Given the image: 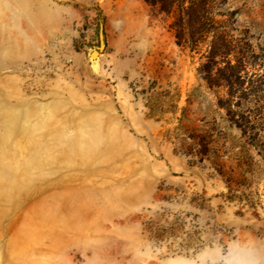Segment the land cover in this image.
I'll list each match as a JSON object with an SVG mask.
<instances>
[{
	"label": "rangeland",
	"instance_id": "rangeland-1",
	"mask_svg": "<svg viewBox=\"0 0 264 264\" xmlns=\"http://www.w3.org/2000/svg\"><path fill=\"white\" fill-rule=\"evenodd\" d=\"M212 13L264 49V0ZM177 16L143 0H0V141L16 174L3 180L0 264H188L209 243L264 241L263 163L217 110L224 92L194 90L198 57L175 36L200 35H178ZM32 153L44 177L27 184ZM69 185L89 191L64 200ZM45 208L73 226L100 213L92 247L33 230L41 209L61 228Z\"/></svg>",
	"mask_w": 264,
	"mask_h": 264
},
{
	"label": "trees",
	"instance_id": "trees-1",
	"mask_svg": "<svg viewBox=\"0 0 264 264\" xmlns=\"http://www.w3.org/2000/svg\"><path fill=\"white\" fill-rule=\"evenodd\" d=\"M143 1L167 17L177 12L173 27L178 35L185 28L200 35L188 39L175 36L178 48L198 57L194 90L204 87L215 95L224 92L216 103L217 110L224 112L227 128L239 133L264 166V49L256 53L246 36L234 38L231 22L224 26L214 20L213 6L220 0ZM198 138L200 147L206 149L209 142L201 144L205 137Z\"/></svg>",
	"mask_w": 264,
	"mask_h": 264
},
{
	"label": "bare ground",
	"instance_id": "bare-ground-1",
	"mask_svg": "<svg viewBox=\"0 0 264 264\" xmlns=\"http://www.w3.org/2000/svg\"><path fill=\"white\" fill-rule=\"evenodd\" d=\"M1 138V137H0ZM2 144L0 141V198H3L6 201L5 194H7V186L3 183V180L12 175L13 177L16 175L14 171L9 172L7 169V165L4 163L6 160L5 153L1 150ZM30 160L27 161L26 165V183L30 184L34 179L41 180L44 177V174L41 171V162L37 159L36 153L30 154ZM89 191V188L83 185L77 186H62L60 187L59 195L62 199L68 200L72 198H78ZM49 214L55 216L57 218V223L60 224L61 228L58 229L55 223H52L48 218L46 220L41 218L40 215L43 212V209L37 211V215L35 216V221L32 224V228L35 231H38L41 227H45L48 229V234L53 236L54 239H58L65 246H72L77 243H81L85 247H92L94 244L91 241V237H96L99 234V229L96 227L95 222L100 218V213L95 222L83 224L82 226H73L70 225L64 214L61 210H51L45 208ZM46 212V213H47ZM40 214V215H39ZM87 232V233H86ZM28 264H55L52 260L46 258H37Z\"/></svg>",
	"mask_w": 264,
	"mask_h": 264
},
{
	"label": "clouds",
	"instance_id": "clouds-1",
	"mask_svg": "<svg viewBox=\"0 0 264 264\" xmlns=\"http://www.w3.org/2000/svg\"><path fill=\"white\" fill-rule=\"evenodd\" d=\"M188 264H264V241H220L201 248Z\"/></svg>",
	"mask_w": 264,
	"mask_h": 264
},
{
	"label": "crops",
	"instance_id": "crops-1",
	"mask_svg": "<svg viewBox=\"0 0 264 264\" xmlns=\"http://www.w3.org/2000/svg\"><path fill=\"white\" fill-rule=\"evenodd\" d=\"M139 19H140V21L142 22V20H143L142 16H140ZM112 20H113V17H111L110 19H108V22H111ZM124 35H125V34H123V36H124ZM111 88H112V89H115L116 92L119 91L117 86H111ZM123 90H124V91H128V89L126 90V88H124ZM124 98L129 99V96L126 94V95L123 96V99H124ZM126 105H127V104H126Z\"/></svg>",
	"mask_w": 264,
	"mask_h": 264
},
{
	"label": "water",
	"instance_id": "water-1",
	"mask_svg": "<svg viewBox=\"0 0 264 264\" xmlns=\"http://www.w3.org/2000/svg\"><path fill=\"white\" fill-rule=\"evenodd\" d=\"M91 57H92V59H96V58L98 57V54H97V53H93V54L91 55Z\"/></svg>",
	"mask_w": 264,
	"mask_h": 264
}]
</instances>
